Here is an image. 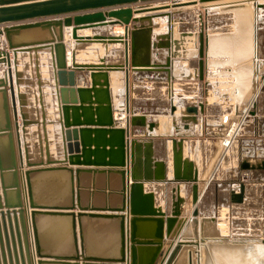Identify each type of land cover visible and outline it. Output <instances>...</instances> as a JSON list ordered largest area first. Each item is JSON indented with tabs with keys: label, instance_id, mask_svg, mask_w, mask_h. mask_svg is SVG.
<instances>
[{
	"label": "water",
	"instance_id": "1",
	"mask_svg": "<svg viewBox=\"0 0 264 264\" xmlns=\"http://www.w3.org/2000/svg\"><path fill=\"white\" fill-rule=\"evenodd\" d=\"M216 1L223 0H0V45L5 41L0 51V264H174L184 246L205 243L197 231L195 240H182L188 224L180 217L186 205L184 186L191 187L195 207L201 199L199 172L185 159L183 146L186 132L199 124L198 114L205 113L209 102L186 106L178 115L173 95L166 133L173 142L169 180L166 162L154 157V142L130 140L135 129L160 133L162 125L131 114L130 71L165 72L169 83L175 82L172 58L180 57V44L188 35L179 31L181 14L176 21L175 13L133 19L134 12L176 11ZM157 2L162 5L144 6ZM138 4L143 6L135 11H101ZM256 7L264 9L263 4ZM157 18H168L169 32L153 42V31L161 28L153 23ZM72 26L78 44L123 45L124 62L102 58L76 63L64 35V28ZM97 26L123 27V35L77 33ZM154 50L169 51L165 63H153ZM199 57L198 77L204 82L203 43ZM111 72H125L121 121L115 119ZM77 73L89 74V87L78 85ZM224 121L223 115L213 135ZM256 168L264 170V160L244 159L240 165L242 171ZM169 182L176 183L170 215L144 190V183ZM244 196L242 184L231 201L240 204ZM198 214L195 208L191 222L203 230L211 219H198Z\"/></svg>",
	"mask_w": 264,
	"mask_h": 264
},
{
	"label": "crops",
	"instance_id": "2",
	"mask_svg": "<svg viewBox=\"0 0 264 264\" xmlns=\"http://www.w3.org/2000/svg\"><path fill=\"white\" fill-rule=\"evenodd\" d=\"M182 1L185 2L190 0ZM247 1L248 4L245 7H240L239 5V7H235L236 5L234 4H237L239 0H223L183 8L181 10L183 13L177 10L174 12L172 10H166V13L181 14V20L177 21L180 17H178V15L175 20L179 25V31L188 34L186 38L182 39V43L180 44L182 48L179 54L180 57L176 59L172 58L175 64V70H173V67L171 68V76L172 79L176 77L175 82L172 81L169 83L170 75L165 72L130 71L131 111L135 115L146 116L150 121L158 119L164 120L160 129L161 134L156 132L148 133L147 130L140 128L131 132L130 140H152L154 142V157L158 161L166 162L167 178L169 180H173V142L171 139H167L166 133L169 125V108L174 99L173 95L175 96V105L179 108L178 115L179 111L186 106H198L200 103L205 104L206 101L209 102L205 113L202 114L199 112L198 114L199 124L193 127L189 132H186L187 138L184 139L183 146L184 157L195 164V169L199 172L200 180L205 169L207 170L211 165H213L215 169V163L218 161L217 159L220 161V157H217L219 151L218 145L225 123L222 126V130L218 134L213 135L214 129L220 126V119L224 115V122L228 121V117L234 112H237L243 105L251 103V100L254 98L253 92H255L259 84V82L257 83L258 77L261 76L259 81H262V79L264 80V9H257L256 7V4L264 5V0ZM170 3L171 2H167V4ZM160 5H162V3L157 2L145 4L144 6L159 7ZM140 6H143V4L101 11H117L127 8H132L135 11V9ZM162 14H165V11L144 14H135L134 12L133 19ZM240 14L243 15L240 16ZM67 17H74V15L57 17L56 19H65ZM242 19L245 20V24H243ZM153 23L155 25H161L159 30L155 29L153 31L152 40L155 42L157 36L169 32L168 18H157L153 20ZM226 27H228L229 31L226 30L225 32H221L226 29ZM244 27L245 32L243 33L242 30ZM72 29L73 26L64 28L65 44L68 53L75 51L76 63H99L102 58L106 59V63L124 62L123 45L78 44L72 39ZM202 30L204 31V36L203 39H200ZM123 31L124 28L118 26H97L96 28L78 30L77 33L82 37H93L94 35H123ZM202 43L205 47L204 82L200 81L198 77L200 62L199 50ZM168 57V50H154L152 53L153 63H165ZM71 61L72 58L68 61L69 65H71ZM241 72H245L246 77L251 79V85H246V87L242 89L237 82V75H240ZM211 75H213V81L209 80L208 76L211 77ZM3 76L4 67L0 66V77ZM76 76L75 81L77 80L79 86H90L91 80L89 74L77 73ZM80 77L83 78L81 81ZM186 77H189L190 80L186 79ZM109 82L116 119L118 113L123 111L126 104L125 72L109 73ZM239 89H245L246 95L243 94L240 97L243 102L240 103L232 113L228 106L231 103V99L237 97ZM207 91L211 94V97H206ZM170 95H172V97ZM244 95L246 96L245 99H243ZM66 97L67 99H72L71 95L67 94ZM75 99L78 100L77 95H75ZM146 104L152 107L155 104H159V106L156 107L157 110L143 109L142 107ZM262 110L263 105L261 106V110L260 108L259 110L257 109L259 114L257 113L256 116H251L252 119L249 120L250 123L252 122L253 124L261 120L260 118L263 116ZM154 111H158L156 112L158 114H154ZM116 121L121 120L118 119ZM124 125L123 123L120 124V126ZM255 127L256 133L248 134L253 135V138H249L252 139L250 142L245 141V145H259V143H262V141L257 140L256 135L259 127ZM73 129L74 128H71V130ZM255 139L256 141H254ZM239 152L240 158L242 156H247V154H245L246 152L241 150ZM248 157L250 156L248 155ZM175 187L176 183L173 182L144 183L145 192L155 195V206L159 209L161 204L165 203V205H167V201L172 200ZM201 217L208 216L203 215ZM180 221H187V224H190L184 228L181 234L183 240H195V231H197V238L199 241H205L204 244L200 242L198 247L184 246L179 255L181 260L180 264H190V262H192V264H222V262L223 264H255L254 258L256 255L253 244L256 243L246 237V235L245 237L241 236L238 240L232 241L223 234L220 227L216 225L218 224L217 222L206 224L202 232L200 226L195 228L192 224L191 213H188L187 216L184 215L180 217ZM167 241L169 243H174L172 239H168ZM246 253L252 255L248 256ZM214 256L215 258H213ZM247 257L251 259V261L247 259Z\"/></svg>",
	"mask_w": 264,
	"mask_h": 264
},
{
	"label": "rangeland",
	"instance_id": "3",
	"mask_svg": "<svg viewBox=\"0 0 264 264\" xmlns=\"http://www.w3.org/2000/svg\"><path fill=\"white\" fill-rule=\"evenodd\" d=\"M240 1L242 0H239L236 6L240 4ZM247 2L248 1H245L244 3ZM177 11L183 13L181 12V10ZM226 30H228V27H226V29L221 32H225ZM208 77L209 80H214L213 75H211L212 78L210 76ZM260 77H258L257 79V83L259 82V86L263 82V79L262 81H259ZM237 82L239 83V87H241V89L245 88L246 85H251V79H248L245 73H240V75H237ZM241 89L238 90L237 97L231 99V103L228 106L232 113L234 112V109L238 105H240V103L243 102L240 97L245 94V89ZM245 95L243 99L246 98ZM155 105L152 107L151 105L146 104L142 108L147 110H157L156 107L159 106V104L156 106ZM262 105L263 116L262 118H260L261 120H258L253 124L252 122L250 123V121H248L244 129L240 133L238 141L233 145L231 149H229L228 152H224L223 154L219 141V151L217 153V157H221V160L219 161V159H217L218 161L216 163L214 161L215 169L213 168V165H211L207 170L205 169L203 171L202 177L199 180V195L201 199L197 203L196 207L193 205L191 187L184 186L183 188V196H185L186 199V205L183 211V216H187L188 213H191L192 219L193 212L196 208L199 212L198 219L208 218L211 219L210 223L217 222L219 225H216L219 227L221 226L220 230L230 240H238V238H240L241 236L245 237L246 235V237L256 243L253 244L256 257L258 250L260 251L264 247V170L256 168L254 170L242 171L240 169V165L244 159H249L252 163L259 162V160H264V87L257 99L256 106H253V108H255L254 110H256V115L257 113L259 114L257 109L259 110L260 108L261 110ZM158 111H154V114H158L156 113ZM131 114L134 113L131 111ZM117 117L119 116L117 115ZM251 119L252 118H250V120ZM161 122H164V120H161ZM228 125L229 121H226L222 135H220L221 138ZM255 126L259 127L258 132L256 134L257 140L262 141V143H259V145H245V141L250 142L252 139L249 138H253V135L248 134L256 133ZM254 141H256V139ZM240 150L246 152L245 154H247V156H242L240 158ZM248 155L250 157H248ZM242 184L245 185V196L243 202L240 204H235L231 201V194L232 192L239 193ZM172 205L173 198L171 201H167V205H165V203L161 204L160 209H164L166 210V212L168 211V215H170ZM203 215H206L208 217H201ZM178 257L174 264H180L181 260L180 257L179 259Z\"/></svg>",
	"mask_w": 264,
	"mask_h": 264
},
{
	"label": "built area",
	"instance_id": "4",
	"mask_svg": "<svg viewBox=\"0 0 264 264\" xmlns=\"http://www.w3.org/2000/svg\"><path fill=\"white\" fill-rule=\"evenodd\" d=\"M1 50H5L4 39H1L0 51ZM253 102L254 101H252L251 103ZM251 103L243 105L237 112L234 113V115L232 114L229 118V125L225 130L222 138L220 139V147L223 154L224 152H228L229 149H231L233 145L238 141L240 133L244 129L246 123L250 120L252 113L255 111V108H253L254 105Z\"/></svg>",
	"mask_w": 264,
	"mask_h": 264
},
{
	"label": "bare ground",
	"instance_id": "5",
	"mask_svg": "<svg viewBox=\"0 0 264 264\" xmlns=\"http://www.w3.org/2000/svg\"><path fill=\"white\" fill-rule=\"evenodd\" d=\"M245 1H247V0H244V1H240V4L239 5H241L242 3H244ZM184 2V1H183ZM248 3V2H247ZM152 7H154V6H152ZM240 7H245V6H240ZM173 11V10H172ZM164 12V11H163ZM167 11H165V13H166ZM174 12V11H173ZM136 14V13H135ZM160 14V13H159ZM241 15H243V14H240V16ZM134 16V15H133ZM160 19V18H159ZM242 21H243V24H245V20H243L242 19ZM86 30V29H85ZM243 33L245 32V27L243 28ZM79 35V34H78ZM118 47V46H117ZM120 47V46H119ZM124 52V51H123ZM71 58V57H70ZM241 73H245V72H241ZM263 87H264V80H263V82L260 84V86L258 85L257 86V89L255 90V92H253L254 93V98L251 100V101H254L253 103H251V104H253V105H255L256 106V103H257V99H258V97H259V95H260V93H261V91H262V89H263ZM255 99V100H254ZM249 101V100H248ZM118 109V108H117ZM123 111H124V109H123ZM120 112V111H119ZM119 115H122V116H125V112H120L119 114H118V116ZM173 173V172H172ZM209 183V182H208ZM182 194H183V189H182ZM164 210V209H163ZM221 227V226H220ZM216 249V248H215ZM244 250V249H243ZM242 250V251H243ZM241 251V250H240ZM215 252V251H214ZM219 252H220V250H219ZM238 253V252H237ZM248 253V252H247ZM246 253V255H248ZM250 253V252H249ZM252 253V252H251ZM217 254V253H216ZM237 255H239V254H237ZM243 255V254H242ZM249 255H252V254H249ZM248 255V256H249ZM217 257V256H216ZM240 257V256H239ZM213 258H215V256L213 257ZM247 259H249L248 257H247ZM246 259V260H247ZM255 264L256 263H259V264H264L263 263V259H264V247L259 251L258 250V252H257V257L255 256ZM250 261H251V259H249ZM216 262V261H215ZM218 262H219V260H218ZM253 262V261H252ZM217 263V262H216ZM222 264H223V262H222Z\"/></svg>",
	"mask_w": 264,
	"mask_h": 264
}]
</instances>
